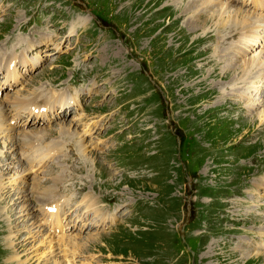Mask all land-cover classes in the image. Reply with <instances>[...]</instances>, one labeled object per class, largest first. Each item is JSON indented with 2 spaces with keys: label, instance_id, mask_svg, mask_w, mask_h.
I'll return each mask as SVG.
<instances>
[{
  "label": "rangeland",
  "instance_id": "rangeland-1",
  "mask_svg": "<svg viewBox=\"0 0 264 264\" xmlns=\"http://www.w3.org/2000/svg\"><path fill=\"white\" fill-rule=\"evenodd\" d=\"M230 1L0 0V66L53 40L27 54L40 64L20 65L10 89L0 74L2 105H13L16 94V101L34 97L37 106L62 93L82 95L77 107L64 112L56 104L44 121L15 128L12 142L0 133V264L18 263L13 248L26 264L52 256L28 252L45 236L54 238L37 200L51 185L73 197L64 216L86 250L78 264L90 255L91 264H264V246L250 247L264 235V77L259 66L249 77L225 67L230 53L239 67L252 57L264 61V22L249 47L250 30L243 28L241 41L239 27L227 41L232 32L216 13L233 21L241 9L260 23L264 11L248 0L232 7ZM239 46L247 52L235 56ZM250 91L251 109L244 100ZM89 125L88 150L80 151L78 135ZM62 126L71 130L62 133ZM42 129L49 133L43 149L58 142L63 148L30 171L20 159L23 140ZM34 179L47 182L44 189H33ZM90 190L112 211L121 208L105 229L79 223L73 202Z\"/></svg>",
  "mask_w": 264,
  "mask_h": 264
},
{
  "label": "bare ground",
  "instance_id": "bare-ground-1",
  "mask_svg": "<svg viewBox=\"0 0 264 264\" xmlns=\"http://www.w3.org/2000/svg\"><path fill=\"white\" fill-rule=\"evenodd\" d=\"M238 1L237 0H231L229 3V7L235 6L232 3H237ZM248 1H250L252 4L256 5V6H253L254 9L259 7L260 10L264 11V0H248ZM0 12H1V7H0ZM216 13L220 17V23L222 26L226 27L232 23H240L241 27L248 28L250 30V34H249V38H248L249 47L254 46L256 44L257 40L259 39V36L262 35L261 32H258L256 30V28L259 26H263L262 22H264V18L260 19V23H257V22L255 23L253 21L251 23V21L249 20V18L247 16L248 15L252 16V14L249 13L248 11H243L241 9H238L235 12L236 15L233 17V21L225 18L221 14L220 11H218ZM223 14L225 15L224 12H223ZM200 16H198V18ZM82 17L84 18V16H82ZM229 18H230V16H229ZM190 25L194 26L193 22H190ZM233 25H235V24L230 25V27L237 28V26H233ZM238 29L239 28H237V31H235V33L227 36L226 39L230 40V39H233V38H236L237 36H239ZM244 37H245V32L241 36V41H244ZM263 38H264V36H263ZM43 41H44V44H42L38 47H36V45L40 44L41 42L35 43L33 50H29L28 48L24 49L25 53L22 55L23 59L22 58L20 59L17 56L11 55V57H7L5 59L6 60V62L4 63L5 67L2 66L3 62L1 61L0 68H2V70L0 71V74H5V76L7 77V84L8 85L5 87L6 89H10L11 87H13L12 84H15L18 82V77L20 75L18 72V67L20 65L24 66V68H29V66L34 68V66H38V64H40V59H41L40 57L38 60H35L33 63H30L29 59L27 58V54L29 52H33V51H37V50L41 49L44 45L47 46L53 40H52V38H47V40L44 39ZM232 51H233V53H235V56H237V54H242L243 52H247V50L242 49L240 46L232 48ZM261 53H262V51H261ZM230 55H231V57H229L230 62H228L225 66V67H227L228 70H230L232 67H234L233 71L243 72L244 74H247L249 77L251 70H252L251 74H253V71H256L254 69V67L259 66L262 68V70H260V71L263 72V77H264V61H262L260 59V57L259 58H252L251 60L244 62V66H242V67H241V65L239 67L240 63L238 64L236 62V65H238V66L235 67L236 65H231V62L235 61L234 56L232 55V53H230ZM257 57H258V55H257ZM24 58L27 60H25ZM18 61H21L22 63L18 62ZM211 63H212V61L209 60L206 64H211ZM32 79H34V77ZM32 79H30V81ZM223 85H224L223 86L224 88L229 87L228 83L223 84ZM235 86L236 85L233 82L230 83L231 88L230 87L229 88H230V91H232V93H236ZM251 89H252V86H249V90H251ZM87 91H90V90L87 89ZM96 91L100 92V90L98 88L96 89ZM1 93H3V92H1ZM50 93H49V95L51 96ZM74 95L75 96L73 97L70 93H68V95H65L64 93H62V94H59L58 96L49 97V98L44 100L45 101L44 105H41L39 103L40 106H37V104L35 102L36 99L35 100L32 99L34 97H32L29 102L24 101V100L16 101L17 94H16V96L13 97L14 100L11 101V103H13V105H10V104L6 105V103L4 102V106H3L2 105L3 101H0V106H1L0 107V133H6V138L12 142V140L15 138L14 134H13L15 128H17V129L20 128L23 131H25L26 128L33 127L37 123H39L37 121V119L44 121L45 118L48 117V110L54 109L56 107V104L59 105V107H61L64 112L67 111L68 108H71L70 105H73L75 107L79 106V101L81 100L82 95L77 90L74 92ZM18 96H21V95H18ZM37 96H39V95H37ZM244 100L246 101L247 106L251 109L253 107V105L251 103L252 102V91L245 93ZM14 105H19V107L15 108ZM262 119H264V117H262ZM259 120L261 123L264 122V121H261L260 117H259ZM46 130H48V129H46ZM49 130H50V128H49ZM62 130H63L62 133H65L71 129L70 128L66 129L65 127L62 126ZM92 130L93 129L91 128V125L86 126L83 129V133L80 136L78 135V137L81 138V142L77 141V146H78V149L80 151H82L83 148L88 150V145H87V142L85 141V138L87 137V134H90L89 132H92ZM30 131L26 132V134L28 136L26 135L27 137L25 136V139L23 138L24 139L23 143L27 144V147H26V150H24V153L20 156V159H24L23 162L28 164L29 170L34 171L36 169V168H34V166H36L37 164L39 165L42 162V160H44V159L54 158L55 155L59 154V152L63 148V146L60 144V142H58V143H53L51 145H47L43 149L42 146L40 145V143L42 141H44L45 138H49L47 136V134H49V133L48 132L46 133L43 130L42 132H40L41 134L29 135L31 133ZM20 143H22V142H20ZM29 146L31 147L30 150H28ZM97 147H100V148L106 147V142L104 141V142H101L100 144L99 143L96 144L95 149H97ZM0 153H2V151H0ZM31 157H33V158H31ZM87 160H88V158H87ZM52 181L56 185L61 181V179L52 178ZM21 182H24V179H22ZM33 184L36 185V186L35 185L33 186V189L38 190L41 188L44 189V185H46L47 182L43 181L42 179H34ZM2 189L3 188L0 184V191ZM46 189L48 192L47 196L45 197L44 193H42L41 194L42 196L41 197L38 196L37 200H38V202L42 203V205L44 207V219H45L44 223L50 229V232L53 234L54 238L49 236L48 238H50V240H48L47 236H45L46 239H44L39 245H35V246L31 247L30 249H28V252L31 253L32 251H35L38 256L40 254H43L44 257H46L48 255H52V256L49 258L46 257L47 259H44V260L42 259V263L41 262L39 263L36 259L31 258L30 255H27V256L29 257L30 260H35L36 262H38V264H78V261H77L78 256L82 255L83 252H85L86 250L84 248V245L80 242V239L82 237H80V235H74L73 236L72 233L70 234L69 230H72L73 226H70V222L66 223L67 219L64 216L66 206H72L73 197L70 196L67 199V198L61 196L59 192L55 191V189L52 188V185L46 187ZM1 194H2V192H1ZM17 199H19V198H17ZM15 200H14V202H16ZM31 201H33V200H31ZM263 202H261L260 204L264 205ZM262 205H260L258 207H261ZM73 206L75 207V211L78 213V215L80 214L82 216L79 220V223H82L86 226L87 225L86 220H90V222H93L94 224H99L101 227H104V229L106 228V226L113 224V221L116 220L115 217L121 211V208H118V209L112 211L110 208H108L103 203L101 197L96 195L92 190L88 191L87 194L82 196L80 200L73 202ZM262 215H264V212ZM30 232L32 233V231H30ZM99 232L96 233L95 235L99 234ZM33 237L36 238L35 234H33ZM257 238H259V241H264V235H262V234L258 235ZM15 239L14 240L12 239L14 243L16 241ZM35 240H37V239H35ZM259 241H251L253 244L250 247L252 249H255V247L261 248L262 246H264L263 242L258 243ZM54 242H55V245H54ZM42 244H44V246L46 244V246L49 247V249L46 250L45 252L42 251V250H44V246H42ZM56 246L58 247V249L61 250L62 253L57 252ZM13 250H14L13 255L10 256L12 258V260L16 261L17 259L13 258V256H16L19 258L17 264H26V260L22 261V253H21L22 251L17 252L18 249L16 250L15 248H13ZM87 251H90V250L88 249ZM210 251H211V249H210ZM28 252H25V253H28ZM259 253H261V251L257 252V254H259ZM91 257H94L96 260V257L94 255H90L89 257H85L86 259L83 260L82 264H91L90 263ZM39 259H41V258H39Z\"/></svg>",
  "mask_w": 264,
  "mask_h": 264
}]
</instances>
